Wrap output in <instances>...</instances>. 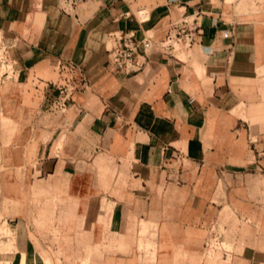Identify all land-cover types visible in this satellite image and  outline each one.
Segmentation results:
<instances>
[{
    "label": "crops",
    "instance_id": "1",
    "mask_svg": "<svg viewBox=\"0 0 264 264\" xmlns=\"http://www.w3.org/2000/svg\"><path fill=\"white\" fill-rule=\"evenodd\" d=\"M123 30L154 40L130 72ZM0 31V264H213L214 225L264 264V0H0Z\"/></svg>",
    "mask_w": 264,
    "mask_h": 264
},
{
    "label": "built area",
    "instance_id": "2",
    "mask_svg": "<svg viewBox=\"0 0 264 264\" xmlns=\"http://www.w3.org/2000/svg\"><path fill=\"white\" fill-rule=\"evenodd\" d=\"M231 29H226V34H230ZM203 35L201 25L196 17H183L172 23L169 32L161 40V45L173 52L179 43L193 45L198 43ZM112 50L110 63L118 72H130L139 67L140 57L148 56L154 45L152 35L143 38L133 30H123L111 34ZM16 75V70L12 63L9 46L4 35L0 31V92L4 86Z\"/></svg>",
    "mask_w": 264,
    "mask_h": 264
},
{
    "label": "rangeland",
    "instance_id": "3",
    "mask_svg": "<svg viewBox=\"0 0 264 264\" xmlns=\"http://www.w3.org/2000/svg\"><path fill=\"white\" fill-rule=\"evenodd\" d=\"M10 123L11 121L7 119L4 115L0 116L1 129L9 126ZM1 168L2 166H0V169ZM12 210V201L0 198V239H7V237L2 236L9 235L10 239L8 242H13V232L9 227L8 223L6 221L4 222L2 218L4 217V214L8 215L12 212ZM230 242H233L231 236L227 235L225 230L222 229L220 225H214L207 236L205 248L206 254L212 256L213 264H232L233 248Z\"/></svg>",
    "mask_w": 264,
    "mask_h": 264
}]
</instances>
